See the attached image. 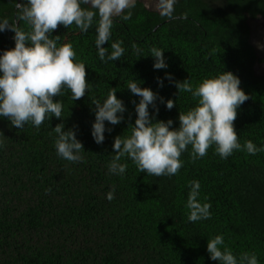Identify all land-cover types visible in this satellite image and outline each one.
I'll return each mask as SVG.
<instances>
[{"label": "trees", "instance_id": "16d2710c", "mask_svg": "<svg viewBox=\"0 0 264 264\" xmlns=\"http://www.w3.org/2000/svg\"><path fill=\"white\" fill-rule=\"evenodd\" d=\"M158 1L153 9L134 0V7L122 14L130 12L129 20L114 18L104 47L111 53V44L122 42L125 52L118 61L100 60L96 22L87 33L75 24L58 25L50 38L59 36L58 46L73 45L86 65L92 92L77 101L70 91L55 97L63 101L62 119H46L39 129L26 124L20 130L0 118V264H219L207 251L208 241L217 235L224 236L236 256L255 253L264 264V151H235L224 160L213 146L193 162L189 146L174 176L140 173L127 157L120 161L128 165L124 175L109 173L115 138L130 136L138 118L133 101L139 103L140 97L127 88L129 82L151 88L165 101L175 100L168 110L158 98V115L151 106L149 111L156 121L171 119L179 128L180 112L196 107L198 99L191 93L178 95L176 82L189 79L195 89L205 78L231 71L250 96L234 121L239 141L264 147V73L255 70L264 58H259L252 27L264 18V0H176L170 14ZM18 2L24 0H0V20L28 32ZM14 35L0 32V54L15 47ZM153 47L165 51L167 69H154ZM112 88L127 111L119 125L106 122L112 131L97 144L93 102L103 103ZM60 123L65 131L77 126L85 149L81 162L57 155L54 128ZM192 181H199V202L211 205V219L188 220ZM113 186L115 198L109 201Z\"/></svg>", "mask_w": 264, "mask_h": 264}, {"label": "clouds", "instance_id": "9594fccd", "mask_svg": "<svg viewBox=\"0 0 264 264\" xmlns=\"http://www.w3.org/2000/svg\"><path fill=\"white\" fill-rule=\"evenodd\" d=\"M176 0H163L164 9L170 14ZM90 6V9L82 7ZM19 19L27 21L30 31L25 32L13 26L7 19L0 20V32L11 30L15 33V47L0 54V118H7L12 127L23 129L26 124L39 129L46 119H62L65 91L71 92V98L77 101L86 93L90 95L93 84L87 79L86 65L81 61L72 44L58 46L59 36L50 38L58 25L69 28L75 24L87 33L93 23L96 28V48L101 61H118L124 55L122 42L111 44L108 53L104 47L112 36L114 18L121 16L126 9L134 7L133 0H24L17 3ZM99 15V20L95 18ZM124 20L131 18V13L122 15ZM154 69H167L168 64L163 49L153 47ZM256 70V69H255ZM165 79L172 80L171 74ZM158 84L164 86L163 79ZM180 93H191L198 99L196 107L188 112H180L179 128H174V121H156L149 108H159L156 101L166 103L168 110L176 106V101L158 97L151 88H145L135 82H129L127 88L134 96L140 97L135 104L138 118L132 126L130 136H118L114 141L116 155L108 165L112 175H124L128 165L120 163L123 157L129 158L138 171L148 176H174L183 166L182 153L191 146L193 162L202 159L208 149L215 146V152L221 159L227 160L235 151H246L257 155L264 151L252 141L241 145L234 121L238 110L250 99L241 87V79L231 71L205 78L195 89L189 79L176 82ZM95 105V121L92 136L97 144H103L105 133L111 132L106 122L115 126L124 120L127 111L123 100L117 98L116 88H112L107 98ZM155 121V122H154ZM76 127L65 131V124L54 128L56 133L55 149L57 155L68 162L79 163L85 151L77 139ZM4 135V134H3ZM4 140L0 139V148ZM190 193L186 207L189 209L188 220L196 222L211 219L209 203H200L199 181L190 182ZM115 198V186L108 192L109 201ZM207 251L212 261L219 264H259L255 253H241L236 256L225 244L223 235H217L208 241Z\"/></svg>", "mask_w": 264, "mask_h": 264}, {"label": "rangeland", "instance_id": "374dc122", "mask_svg": "<svg viewBox=\"0 0 264 264\" xmlns=\"http://www.w3.org/2000/svg\"><path fill=\"white\" fill-rule=\"evenodd\" d=\"M134 1V0H133ZM150 8L158 9L160 1L158 0H143ZM253 27V42L257 45L259 58H264V18H259L252 22ZM257 73H264V62H257L255 65Z\"/></svg>", "mask_w": 264, "mask_h": 264}]
</instances>
